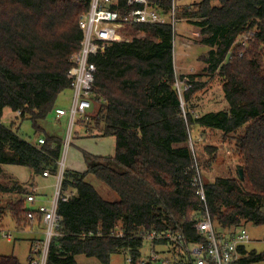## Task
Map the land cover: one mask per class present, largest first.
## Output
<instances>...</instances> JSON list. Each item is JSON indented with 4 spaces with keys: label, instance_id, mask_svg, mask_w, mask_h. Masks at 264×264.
I'll use <instances>...</instances> for the list:
<instances>
[{
    "label": "trees",
    "instance_id": "obj_1",
    "mask_svg": "<svg viewBox=\"0 0 264 264\" xmlns=\"http://www.w3.org/2000/svg\"><path fill=\"white\" fill-rule=\"evenodd\" d=\"M91 1L0 0V174L2 166L15 165L33 178L45 172L58 176L63 140L52 135L42 146L29 143L15 131L16 122L7 127L1 119L10 109L20 112L18 120H30L36 134L44 131L41 123L54 115L59 96L70 89L71 58L83 40L79 21ZM149 1L165 12L172 4ZM197 1L180 9V18L194 28L191 34L200 37L187 43L210 49L204 72L222 80L227 108L184 115L175 83L193 82L185 94L189 104L200 90L201 75L176 74L171 27H128L133 31L129 42L111 44L92 59L98 69L95 113L77 123L97 137H115L116 153L84 152L85 173L64 171L57 206L60 235L50 242L46 264H77L80 255L110 264L121 253L136 264L143 236L153 231L173 230L196 240L194 225L204 208L193 187V130L221 133L238 159L237 177L204 183L213 220L223 229L264 226V54L259 51L264 50V0ZM125 5L120 0V8ZM247 35L251 40L245 47L237 44ZM207 153L216 152L208 148ZM10 180V185L0 184V197L7 199L0 218L9 214L27 224L33 212L40 220L37 210L26 207L31 184ZM118 231L123 237L115 236ZM263 260L264 254L251 252L242 264ZM0 264L21 263L0 255Z\"/></svg>",
    "mask_w": 264,
    "mask_h": 264
},
{
    "label": "built area",
    "instance_id": "obj_2",
    "mask_svg": "<svg viewBox=\"0 0 264 264\" xmlns=\"http://www.w3.org/2000/svg\"><path fill=\"white\" fill-rule=\"evenodd\" d=\"M178 1L172 0L168 12L152 5L149 0H126L124 9L120 8V0L91 1L89 11L79 21V27L83 33L81 47L71 58L75 67L68 75L70 89L73 92L72 105L69 109L58 108L55 110L57 119L69 117L71 132L78 122L89 120L88 111L93 107L98 69L92 59L104 54L111 44L129 42L130 39L124 36V31L134 25H169L175 43L178 25L181 23ZM250 40L251 35H247L240 38L237 44L245 47ZM193 86L194 84L190 80L181 81L177 79L175 83L184 115L186 113L184 112L183 97ZM17 117H20V112L17 113ZM70 143L71 137L69 135L66 147L70 146ZM44 144V139L38 141V146ZM62 160L59 164L60 171L57 176L53 207L48 209L45 206H40L37 209L38 214L41 215L40 222L44 224L47 236L42 248L43 259L41 261L37 256L41 250L40 242L37 241L32 250L37 258L32 256L30 264H46L50 242L54 237L60 235L61 218L57 213V206L61 197L65 171ZM194 168L196 176L193 187L196 189V194L204 208L201 218L195 221L196 240L190 239L182 232L173 230L153 231L143 236V242L148 246V250L145 257H142L143 253L141 254L136 264H149L158 261L162 264H242L245 255L242 254L241 250L245 249L251 242L248 232L242 225L228 229L217 226L207 207L205 187L197 163L194 164ZM43 176L49 177L50 174L45 172ZM35 201V194H30L26 198L28 204H33ZM27 217L31 222L38 221L33 212H29ZM3 236L7 239H13L10 234ZM91 236H93L92 233L88 235V237ZM115 236L123 237L120 231L116 232ZM160 246L166 247L169 257H164L163 252L157 251V247ZM129 263H132L131 257H129Z\"/></svg>",
    "mask_w": 264,
    "mask_h": 264
},
{
    "label": "rangeland",
    "instance_id": "obj_3",
    "mask_svg": "<svg viewBox=\"0 0 264 264\" xmlns=\"http://www.w3.org/2000/svg\"><path fill=\"white\" fill-rule=\"evenodd\" d=\"M196 1L197 0H179L178 5L182 11L184 9L191 8V5ZM128 29L124 31V36L131 40L129 36L133 34V31ZM193 31L194 28L189 25L187 19L181 16V23L178 25L177 36L175 37L174 55L178 60H180L179 63L177 62L178 64L176 63L179 69L178 76H181L183 73H187L190 68L192 69L189 72L192 74L188 75H201L198 76L199 78H197V82L200 85V90L196 93L198 96L194 94L189 104H186L185 97H183L184 112H190L193 116L197 117L201 116V114L205 113V111H208L209 109L221 110L226 101L223 100L224 93L222 80L215 75L206 74L204 72V68L206 67L204 64V57L208 54L210 49L206 47L200 48L196 45L192 46L187 43L188 41H198L200 39V37L196 34H191ZM139 36L141 37V35ZM259 51L264 54V50L260 49ZM210 99H212V101L218 105L205 109L206 105L203 104V101ZM72 100L73 92L71 89H69L59 96L58 104L65 109H69L72 105ZM94 110L95 106L93 105V107L88 111V117L95 113L94 112L90 115V113ZM14 119V115L10 112V110H7L3 114L1 121L7 127L11 126L12 122H16L17 126L14 127V129H16L15 131L22 139L29 143L36 144L40 137L45 138L47 136L59 135V137L64 141L62 162L65 165V169L68 168L72 160L83 163L84 166L82 151L85 149V147L90 148V151H103L108 154L107 156L111 154L114 155V152L116 151L114 142H110L108 137L101 139L87 137L85 130L81 129V126L78 125H75L71 132L69 118L67 119V122L62 123L61 120L57 121L52 116H49L46 121L41 123L44 131H41L38 134L35 133L33 123L30 120L15 121ZM76 133L82 134L84 137L80 140H75ZM69 135L71 137V144L70 146L66 147V141L68 140ZM103 140H106V142ZM190 141V147L195 154V163L199 165L203 183L206 181L213 183L218 178L237 177L238 159L233 154L232 147L224 141L221 133L210 130H193V136ZM208 148L215 149L216 153L209 155L207 153ZM3 169L8 175H11L10 172H15L18 176H21L20 178L23 181H30V171L25 168L6 165L3 166ZM17 175H14L15 179L17 178ZM0 181L2 184L10 185L5 180V178H3V175H1ZM55 182H57L56 177H51L49 181L39 178L37 182V202H44V206L48 209L53 207L57 186V184L54 186ZM50 183H52L53 186H49ZM93 183L100 190L98 185L95 182ZM29 191L30 193L33 192V190ZM6 201V198L0 197V207L4 206ZM29 206H32V204H29ZM31 223L34 222L27 220V224L22 223L19 229H17L16 223L9 214L4 216L2 219L0 218V253L2 252V254L10 256L14 255L20 260L22 264H30V251L33 250V245L35 242L39 241L41 250L37 256L42 261V248L44 241L47 238L45 226L42 222H40L42 225L40 230H44L43 232L37 230L36 228H34V230H26V227ZM217 226L219 227L218 224ZM242 226L247 230L251 240L250 244L248 245L249 251L255 252L257 254H264V226L256 227L251 223H243ZM4 234L12 235L13 239L9 240L4 238ZM147 250L148 246L144 245L142 257H145ZM32 256L35 259L37 258L34 253ZM77 264H100V262L95 258L88 259L85 256H79L77 258ZM110 264H130L129 257L124 253L115 254L111 257ZM149 264H162V262H151ZM254 264H264V260Z\"/></svg>",
    "mask_w": 264,
    "mask_h": 264
},
{
    "label": "crops",
    "instance_id": "obj_4",
    "mask_svg": "<svg viewBox=\"0 0 264 264\" xmlns=\"http://www.w3.org/2000/svg\"><path fill=\"white\" fill-rule=\"evenodd\" d=\"M174 47H175V43H174ZM197 47H200V46H197ZM200 48H204V47H200ZM180 62V60H178L176 57H175V55H174V65H175V71H176V74L177 75H179V69H178V66H177V64ZM177 63V64H176ZM192 68H190V70H191ZM190 70H188V72L187 73H183L182 75H188V74H192V73H190L189 71ZM196 96H198L197 94H196ZM223 100L225 101V99H224V97H223ZM203 104L204 105H206V107H205V109L206 108H208V107H212V106H217L218 104H215V102L214 101H212V99H210V100H204L203 101ZM59 108H64V107H62L61 105L59 106ZM214 108V107H213ZM225 108H227V104L225 103V105H223V108L221 109V110H224ZM7 110H10V109H6L5 110V112L7 111ZM221 110H216V109H209L208 111H205V113H203V114H206V113H210V112H219V111H221ZM199 111V110H198ZM4 112V113H5ZM10 112L14 115V120L15 121H17L19 118L17 117V113H14V112H12L11 110H10ZM94 113V111L93 112H91L90 113V115L91 114H93ZM199 113H201V112H199ZM203 114H201V115H203ZM52 117L54 118V119H56L57 121L59 120H61L62 121V123L63 122H67V119L69 118H67V117H62V118H60V119H57L56 117H55V115H52ZM197 117H199V116H197ZM3 118V117H2ZM69 121V120H68ZM1 123H3L2 121H1ZM12 123H14V122H12ZM5 125V124H4ZM78 125V124H77ZM78 126H80V125H78ZM81 129H84L85 130V134L87 135V137H90V138H95V139H101V138H106V137H97V134L96 133H90L89 134V130L88 129H86V128H84V127H81ZM201 130H204V129H201ZM207 131V130H206ZM55 134V133H54ZM57 137H59V135H56ZM84 136H82V134H79V133H76V137H75V140H80L81 138H83ZM60 138V137H59ZM109 138V141L110 142H114V144H115V147H116V138L115 137H108ZM40 139H44V137H40ZM40 139H38V141L40 140ZM62 139V138H61ZM63 140V139H62ZM38 141L36 142V145L38 144ZM103 141H105L106 142V140H103ZM64 142V141H63ZM71 144V143H70ZM83 153L85 152V153H89V154H91V155H94V156H98V157H107V155L108 154H106L105 152H103V151H94V150H92V151H90V148H88V147H85V149H83V151H82ZM114 153H116V151L114 152ZM115 155V154H114ZM113 154H111V155H109V156H114ZM83 161H84V166H83V163H79V162H76L75 160H72L71 161V163H70V165L68 166V168H66L65 170H70V171H74V172H78V173H85L86 171H87V165H86V163H85V160H84V156H83ZM6 166V165H5ZM12 166H15V165H12ZM17 167H21V166H17ZM21 168H24V167H21ZM1 169H2V173L0 174V177H1V175H3V178H5V180L10 184H12V182H11V180H10V178H13V179H15V177H14V175H17L15 172H10V174L11 175H8L7 173H5V170L3 169V166L1 167ZM25 169H27V168H25ZM28 170V169H27ZM29 171V170H28ZM6 175V176H5ZM17 178L15 179V180H17L19 183H21V184H25V185H30L31 184V186H29L28 187V189L29 190H33V192H31V193H34L35 195L37 194V188H38V184H37V182H38V179L39 178H43V180H46V181H49V179L51 178V177H53V176H49V177H44V176H42V177H34L33 178V175L31 174V178H30V181L29 182H27V180H22L20 177L21 176H16ZM55 178V177H54ZM57 178V177H56ZM20 179V180H19ZM1 182V181H0ZM0 184H2V183H0ZM57 184V182H55L54 183V186ZM49 186H53L52 185V183H50V185ZM28 190V191H29ZM30 192V191H29ZM44 202H37V199H36V201H35V203H33L32 204V206H29V204L28 203H26V207L28 208V209H32V210H37L40 206H44V204H43ZM31 207V208H30ZM15 222V221H14ZM16 223V228L17 229H19V227H20V225L21 224H19V223H17V222H15ZM42 225L40 224V220H38L36 223L34 222V223H31V224H29L27 227H26V230H28V229H32V230H34V228H36L37 230H39V231H44V230H40ZM9 240H12V239H9ZM144 242H143V247H142V250H141V254L143 253V248H144ZM245 250H246V253H245V257L246 256H248L249 255V253H251V251H249V248H248V246L245 248ZM157 251H160V252H163V255H164V257H169L168 255H167V249H166V247H164V246H160V247H157ZM31 252V251H30ZM0 255H3V256H10V255H6V254H2V252L0 253ZM14 256V255H13ZM80 256H84V255H80ZM14 257H16V256H14ZM79 256H77L76 257V261H77V258H78ZM86 257V256H85ZM17 258V257H16ZM87 258V257H86ZM18 259V258H17ZM88 259H93V258H88ZM19 260V259H18ZM20 261V260H19ZM21 263V262H20ZM111 263V262H110ZM22 264V263H21Z\"/></svg>",
    "mask_w": 264,
    "mask_h": 264
},
{
    "label": "water",
    "instance_id": "obj_5",
    "mask_svg": "<svg viewBox=\"0 0 264 264\" xmlns=\"http://www.w3.org/2000/svg\"><path fill=\"white\" fill-rule=\"evenodd\" d=\"M240 175L243 177V171L242 170H240Z\"/></svg>",
    "mask_w": 264,
    "mask_h": 264
}]
</instances>
